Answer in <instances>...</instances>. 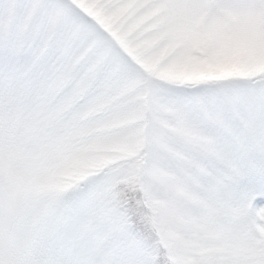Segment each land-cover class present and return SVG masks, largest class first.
I'll return each instance as SVG.
<instances>
[{
    "label": "snow or ice",
    "instance_id": "6c2138e0",
    "mask_svg": "<svg viewBox=\"0 0 264 264\" xmlns=\"http://www.w3.org/2000/svg\"><path fill=\"white\" fill-rule=\"evenodd\" d=\"M0 264H264V0H0Z\"/></svg>",
    "mask_w": 264,
    "mask_h": 264
}]
</instances>
